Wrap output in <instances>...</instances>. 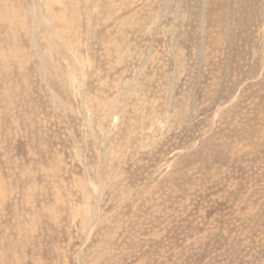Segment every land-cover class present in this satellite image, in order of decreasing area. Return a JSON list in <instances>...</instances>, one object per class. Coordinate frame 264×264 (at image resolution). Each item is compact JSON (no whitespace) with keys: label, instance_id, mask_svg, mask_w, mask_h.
Here are the masks:
<instances>
[{"label":"rangeland","instance_id":"obj_1","mask_svg":"<svg viewBox=\"0 0 264 264\" xmlns=\"http://www.w3.org/2000/svg\"><path fill=\"white\" fill-rule=\"evenodd\" d=\"M0 264H264V0H0Z\"/></svg>","mask_w":264,"mask_h":264},{"label":"bare ground","instance_id":"obj_2","mask_svg":"<svg viewBox=\"0 0 264 264\" xmlns=\"http://www.w3.org/2000/svg\"><path fill=\"white\" fill-rule=\"evenodd\" d=\"M43 22V21H42Z\"/></svg>","mask_w":264,"mask_h":264}]
</instances>
